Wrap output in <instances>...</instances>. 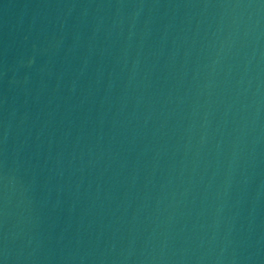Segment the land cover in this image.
Wrapping results in <instances>:
<instances>
[{"label":"water","instance_id":"water-1","mask_svg":"<svg viewBox=\"0 0 264 264\" xmlns=\"http://www.w3.org/2000/svg\"><path fill=\"white\" fill-rule=\"evenodd\" d=\"M0 264H264V0H0Z\"/></svg>","mask_w":264,"mask_h":264}]
</instances>
